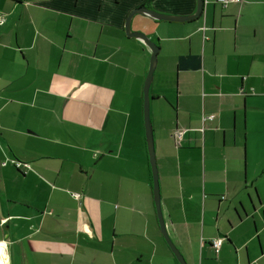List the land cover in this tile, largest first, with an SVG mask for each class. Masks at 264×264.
<instances>
[{"label":"crops","instance_id":"crops-1","mask_svg":"<svg viewBox=\"0 0 264 264\" xmlns=\"http://www.w3.org/2000/svg\"><path fill=\"white\" fill-rule=\"evenodd\" d=\"M147 2L172 16L197 9V0H0L7 264H180L154 202L151 50L125 31ZM131 29L160 48L150 117L170 238L187 264H264V0H207L190 22L136 14Z\"/></svg>","mask_w":264,"mask_h":264},{"label":"water","instance_id":"water-1","mask_svg":"<svg viewBox=\"0 0 264 264\" xmlns=\"http://www.w3.org/2000/svg\"><path fill=\"white\" fill-rule=\"evenodd\" d=\"M206 3H207V0H197L196 12L188 16L166 15V14L156 12L148 7H139V8L134 9L128 15L125 21V31H126L127 36L142 40L144 44L147 47H149V49L151 50L150 68H149V73H148V76L146 78L145 85H144V123H145V129H146V142H147V148H148V154H149V161H150V166H151V171H152V176H153L154 202H155L157 218H158L161 234L180 264H187V263H186L184 256L181 254V252L176 247V245L173 243L172 239L170 238L168 234L165 219H164L163 212H162L159 174H158V166H157V159H156L153 126H152V121L150 117L151 97L149 95V91H150V86H151V82L153 78V73L157 65V56L160 51V48L146 34L142 32L132 31L131 21L136 14H143L148 17L160 20V21L190 22V21L199 19L204 14ZM253 211L256 212L257 209L253 207ZM263 219H264V215H263Z\"/></svg>","mask_w":264,"mask_h":264},{"label":"built area","instance_id":"built-area-1","mask_svg":"<svg viewBox=\"0 0 264 264\" xmlns=\"http://www.w3.org/2000/svg\"><path fill=\"white\" fill-rule=\"evenodd\" d=\"M217 1L219 3H221L224 7H226L228 5V3H230V2H237V3H241L242 2V0H217ZM5 21H6L5 15L4 14H0V26H3ZM182 136H183V131H177L175 133V137H176L178 146H180V140H181ZM16 166L20 167V165L17 164V163H16ZM24 166H28V165L25 164ZM76 196L78 197V195H76ZM223 240H224L223 238H218L215 241H213V246L215 247L216 250L220 249V247L222 246ZM1 256L5 258V264H7L6 263V250H5V247H4V251H3Z\"/></svg>","mask_w":264,"mask_h":264},{"label":"trees","instance_id":"trees-1","mask_svg":"<svg viewBox=\"0 0 264 264\" xmlns=\"http://www.w3.org/2000/svg\"><path fill=\"white\" fill-rule=\"evenodd\" d=\"M15 1H17V2H22V1H26V0H15ZM145 5H146V7L147 6H150V3L149 2H147L146 4H144V5H142L143 7H145ZM148 8H150V7H148ZM14 162V165H15V167H16V169H20L22 166H24L25 164L24 163H22V162H20V161H13ZM16 163L17 164H19L20 165V167H18V166H16ZM26 165H28V166H26L27 168H30V165L29 164H26ZM76 195H78V197L76 196ZM74 196L78 199V198H80L81 197V194L80 193H77V194H74ZM218 239V238H217ZM216 240V239H215ZM215 240H213V241H215ZM213 241H212V245H213ZM224 241V240H223ZM214 247V246H213ZM215 248V247H214ZM221 248V247H220ZM220 250V249H219Z\"/></svg>","mask_w":264,"mask_h":264},{"label":"bare ground","instance_id":"bare-ground-1","mask_svg":"<svg viewBox=\"0 0 264 264\" xmlns=\"http://www.w3.org/2000/svg\"><path fill=\"white\" fill-rule=\"evenodd\" d=\"M7 263V261H6ZM0 264H5V258H0Z\"/></svg>","mask_w":264,"mask_h":264}]
</instances>
